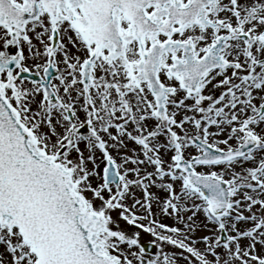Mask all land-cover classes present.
Here are the masks:
<instances>
[{
  "label": "snow or ice",
  "instance_id": "snow-or-ice-1",
  "mask_svg": "<svg viewBox=\"0 0 264 264\" xmlns=\"http://www.w3.org/2000/svg\"><path fill=\"white\" fill-rule=\"evenodd\" d=\"M0 264H264V0H0Z\"/></svg>",
  "mask_w": 264,
  "mask_h": 264
},
{
  "label": "rangeland",
  "instance_id": "rangeland-1",
  "mask_svg": "<svg viewBox=\"0 0 264 264\" xmlns=\"http://www.w3.org/2000/svg\"><path fill=\"white\" fill-rule=\"evenodd\" d=\"M145 240L149 239V237H144Z\"/></svg>",
  "mask_w": 264,
  "mask_h": 264
}]
</instances>
